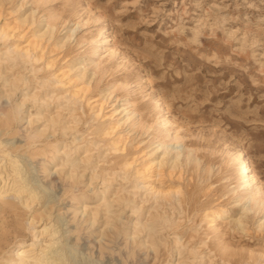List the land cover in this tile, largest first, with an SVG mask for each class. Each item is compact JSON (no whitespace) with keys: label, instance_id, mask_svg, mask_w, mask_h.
<instances>
[{"label":"rangeland","instance_id":"obj_1","mask_svg":"<svg viewBox=\"0 0 264 264\" xmlns=\"http://www.w3.org/2000/svg\"><path fill=\"white\" fill-rule=\"evenodd\" d=\"M45 15L62 22L55 33L57 39L68 37L63 49L47 48L56 56V68L68 59L79 61V67L90 59L99 65L95 74L87 66L82 80L88 85L87 97L95 98L98 107L103 104L97 121H92L86 106L83 113L78 108L74 112L76 117L70 118L66 106L56 107L55 100H49L48 105L27 100L21 108L27 119L32 113V119L37 120L40 109L45 116L59 113L60 120L69 126L73 119L77 121L73 129L67 130L61 129V125L47 124L41 116L32 124L38 129L47 127L41 141L57 139L58 147L62 142L68 144L65 151L71 157L83 152H71L74 144L81 146L83 140H91L87 144L91 149V164L75 163L82 175L77 184L71 185L64 175L70 171L69 166L56 173L55 166L61 163L59 157L49 166L51 176L56 177L53 182L41 174L42 157L25 146L27 124L23 120L12 126L13 141L21 145L17 153L21 159L28 157L30 162L26 171H35L38 178L33 181L51 186L50 194L59 196V202L50 210L51 217L63 212L65 224L72 217L70 206L83 210L85 202L89 210L97 211L96 222L90 229L85 224L75 229L68 222L75 229L68 239L70 244H75L72 261L76 264H254L249 254L264 251V224L258 227L264 221V210L242 214L247 201L235 202L237 195L230 192L235 182L227 180L230 166L226 168L225 163L228 152L243 151L264 191V0H1L0 24L13 25L15 18L28 16L29 20L34 19L33 26L45 27ZM22 29L25 40L30 28ZM101 34L105 37L95 51L94 41ZM110 48L116 51L113 56L109 54ZM30 69L22 63L0 65V111L8 108L10 101H22L26 93L43 94L51 90L41 86L43 71L33 74ZM14 75L28 79L30 86L24 89L20 80L18 89L7 99L5 91H10V86L4 78L12 79ZM104 95H108L106 103ZM124 107L132 110L136 123L133 127L123 125L117 129L118 146L125 149L123 153L111 152L101 146L104 141L90 132L97 123L115 122L123 115L117 112ZM110 114L113 119L106 118ZM160 116L170 121L162 128L181 138L168 147L169 154L182 151L181 145L192 153L190 161L185 162L180 152L181 163L171 169L169 162L163 175L151 183L180 186L183 200L179 206L172 201L155 203L140 191L127 202L125 192L131 191V182L121 179L119 164L123 158L135 159L138 164L143 154L156 148L154 128ZM175 146H179L178 151ZM159 152L161 156L163 150L159 148ZM22 170L26 172L25 168ZM24 176L30 179L31 173ZM103 178L108 181L102 183ZM71 186L75 187L77 201L72 199L71 192L64 193ZM94 190H97L95 195ZM101 190L106 191L108 199L117 190L119 194L124 192L125 198L106 208ZM82 194L89 199L84 201ZM143 199L147 201L142 203ZM41 204L33 203L29 214L24 209L17 211V215L0 211V264H8L7 254L19 241H30L24 224L29 215L35 216L37 225L45 222L46 215L40 217ZM154 208L169 220L164 228V224L157 223L155 230L168 249L173 246L172 262L166 247L153 251L139 246V241L149 243L151 238L148 229L142 230L136 223L153 221L150 214H154ZM203 208L225 211L218 221L220 241L226 247L222 253L214 235H206V226L199 221ZM112 215L118 219L117 225H123L120 232L105 228L104 223ZM239 218L243 224L237 222ZM136 233V240H132Z\"/></svg>","mask_w":264,"mask_h":264},{"label":"bare ground","instance_id":"obj_2","mask_svg":"<svg viewBox=\"0 0 264 264\" xmlns=\"http://www.w3.org/2000/svg\"><path fill=\"white\" fill-rule=\"evenodd\" d=\"M45 19L46 28L40 26V24L33 26L34 19L29 20L28 16L15 18L13 20V25L8 22L0 24V41L2 43V47H0V65L3 62L12 66L22 63L24 65H29L31 68L30 71L33 74H36L38 70H42L43 84L41 86L46 87L47 90H49L48 88L51 89L48 93L43 94H37L36 92L32 94L26 93L22 101H10L8 108L0 111V211H7L17 215V211L24 209L25 213L29 214L33 207V203H42L41 207H43V209L42 212L40 211V217L46 215L45 222L39 223V225H37L38 221L35 220L34 215H29L24 221L30 236V241L28 243L24 240L19 241L16 248L8 252V256L5 259L8 264H76L72 261V256H74L76 252L74 249L75 244L69 243V236L81 224H85L89 229L92 228L96 222L97 216V211L89 210L85 202L83 210H76L73 205L70 206L73 210L72 217L68 222L71 221L75 229H71L68 222L64 224L66 217L63 212H57L52 218L50 210L55 203L59 202V196L57 194H50L51 186L42 184L39 180L33 181L34 178L37 179L38 177H35V171L33 170L29 172L28 169L26 171V167L30 165L29 160L26 159L28 157H23V159L20 158L17 151L19 149L21 150V145L17 146L13 141L15 133L12 130V126L14 124L19 125L24 120V123L27 124L25 127V146L34 149L38 155L42 157L41 174L51 179V182H53V179L55 180L56 177L51 176L49 166L58 157L61 163L55 166V171L60 174L64 171L65 166H69L70 171L64 173V175H66L71 185L77 184L79 178L82 176L79 175L80 173L77 171V165L75 163L91 164V149L87 148V144H89L91 140H83L84 143L81 146H78L77 143L74 144V149L71 152L74 154L76 152L78 153L79 150H83V152L82 155L71 157V155L65 151V148L68 146L65 142H62V145L60 144L61 146L58 147L57 139L40 140L47 129L45 125L42 129L32 126V124L40 118L39 116H41V118L45 119L47 124L61 125V129L67 130L73 129L76 126L77 121L75 119H73V124L69 126L60 120L59 113H55L54 115L49 113L45 116L42 114V110L39 109L36 113L37 120H33L31 117L32 113L30 114V119H27L23 112H21V108L27 100H33V103L40 102L41 105H48L49 100H55V102H57L56 107H59L61 104H63L62 106H66L70 118L76 117V113L74 112L78 108H82L83 113L84 107L86 106L88 113L92 115V121H97L102 111L103 104H99L100 106L98 107L95 105V98L87 97L88 85L82 82L87 66H91L93 74H95L99 65L90 59L86 65L79 67L77 65L79 61L75 63V61L73 62L71 59H68L64 61L60 67L56 68V56L51 55L52 50L47 51V48L63 49L68 37L66 40H63V37L57 39L55 33L58 30V26L62 25V22L59 23V21L51 15H45ZM24 26L30 29L28 31L29 36L25 40H22L23 35H21V32H23L22 28ZM104 37L105 36L102 35L95 39V51L99 50L101 40H103ZM22 41L24 44L20 43ZM115 53L116 51L114 49H109L110 56H113ZM20 80L22 84L25 85L24 89L30 86L28 79L18 77V75H14L12 79L4 78V82L8 83L10 86V91H5V98L9 99L18 89ZM103 97H105L104 102L106 103L108 95H104ZM130 105L132 104L129 103L128 107H130ZM128 107H124L117 112L119 115L123 112V115L121 114V117L116 118L115 122L106 124H103L104 122L97 123L93 131L90 132V134H93L94 138L104 141L101 146L107 147L108 151L115 152L120 150L121 153H123L125 149L124 147L121 148L118 146L120 137L116 135L115 132L118 128L122 129L123 125H127L128 127L135 126L136 121L133 119L134 113L132 110L127 111ZM45 109L47 110V108ZM159 109H161V104L159 105ZM113 117L114 116L110 114L106 118L113 119ZM159 118L158 126L154 128V136L157 142L156 148L143 154L144 158H142L138 164H135L137 160L128 158H123L119 164L118 169L122 171V176H120L121 179L131 182V191L125 192L126 195H128V198L125 200L130 202L132 197L142 191L145 197L148 196L153 199L155 203L158 201L171 203L172 201L173 205L176 204L179 206L184 196V192L180 186H162L151 182L156 179L158 180L163 175L166 165L169 162V167L171 169H174L181 163V160L178 159L180 152L184 161L189 162L192 151L188 149L183 150V146L181 145L182 151L176 152L173 156L170 155L168 147H170L172 143L180 141L181 138L177 133L170 135L168 128H162L163 125L170 124V121L164 116H160ZM4 135L9 138H7V140H2L1 136ZM36 143L41 144L40 147H36ZM159 148L163 150L161 156ZM178 148L179 146H175L174 149L178 151ZM61 155L63 156L62 158L60 157ZM197 165L198 161H195V166ZM92 166L94 167L95 164H92ZM225 166L226 168L230 166L228 168L229 174L227 180H233L235 182V185L230 191L232 194L235 193V195H237L235 202H241L243 199L247 201V205L243 208L242 214H246L247 211H252L254 214L262 212L264 210V191L243 151L228 152ZM23 168H25L27 173H31L30 179H28V176H24L26 172H23ZM207 170L208 169H205L204 171ZM106 181H108V179L103 178L102 183ZM106 187L107 186H105V188ZM73 188L75 187L71 186V190L68 188L69 190H65L64 193L71 192L72 199L77 201L78 198ZM96 191L97 190L93 191L94 195ZM119 191L120 190L113 192L114 197L108 199L105 195L106 191L101 190L102 204L108 208L113 202L118 204L121 203L125 195L124 192L123 194H119ZM81 196L84 201L89 199L87 195L82 194ZM145 201H147V199H143L141 202L143 203ZM134 207H136V205ZM136 210H138L137 207ZM153 213V215L150 214L153 221H150L148 224H142L138 221L136 225H140L142 230L148 229V237L151 238L149 243L139 241V246L156 251L160 246L166 247L165 242L156 235L158 234V231L155 230L156 224L159 222L164 224L169 220L164 216V213H158L156 208H154ZM224 213L225 211L221 208H203L199 214L200 223L202 222L203 226H206V235H214L215 239L218 241V247L221 253L226 247L220 241V225L218 221ZM117 220L118 219L114 215L108 217L107 221L104 223L105 228L112 229L114 232H117V230L120 232V227H123V225H117L115 223ZM237 222L243 224L241 218L237 219ZM263 224L264 221L260 222L258 227L260 228ZM16 225L17 223H15L14 226ZM63 226L66 227L63 229ZM164 227L165 224L163 228ZM137 234L138 233L132 237V240H136ZM174 243L176 244L177 241H174ZM201 243L203 244L204 242L201 241ZM172 247L170 249L166 247V253L170 260L172 258ZM249 259H251L254 264H261L262 261H264V251L257 253V255L251 252L249 254ZM170 262H172V260Z\"/></svg>","mask_w":264,"mask_h":264}]
</instances>
